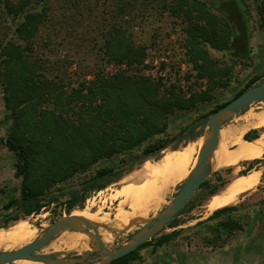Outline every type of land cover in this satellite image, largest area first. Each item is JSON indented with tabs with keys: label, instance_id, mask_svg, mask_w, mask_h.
I'll list each match as a JSON object with an SVG mask.
<instances>
[{
	"label": "rangeland",
	"instance_id": "374dc122",
	"mask_svg": "<svg viewBox=\"0 0 264 264\" xmlns=\"http://www.w3.org/2000/svg\"><path fill=\"white\" fill-rule=\"evenodd\" d=\"M201 1L206 3L216 16L221 17L225 14L232 24L227 49H216L207 42H202L201 45L220 71V75L216 79L217 83L211 92L210 101L198 103L193 110L171 115L167 133L145 143L149 144L160 138L171 141L165 151L153 158L162 157L166 152L174 150V147L183 148L188 142L196 140L192 139L193 135L199 136L197 139L204 137L209 132V120L218 105L232 101L238 93L250 85L254 78L258 81L252 87L264 82V21L260 18L258 8L264 0H227L221 7L224 14L218 8L219 2ZM31 2L30 11L41 12L44 8L49 9L50 20L42 26L36 39L37 56L46 62L45 71L49 76L66 71L65 76L69 77V82L75 86L78 80L86 77L91 80L93 78L91 74L101 69L109 74L123 70L133 73L134 70H128L126 64L108 63L104 55V43L111 24L115 25L119 22L132 41L146 46L147 58L142 73L147 77L154 81H162L167 88L173 85L185 89L194 88L197 91L209 88L208 79L197 82V72L186 55L188 21L175 17L163 4L149 0L132 1L134 12L118 20L115 14L123 5L121 0H31ZM1 12L2 10L0 14ZM1 22L0 42L5 44L15 41L17 20L12 15H8L4 16ZM263 115L264 101H261L231 117L223 127L225 133L224 136L221 135V145L235 151L237 147H229L231 139L235 136L244 139L245 135L255 130L250 124L259 121ZM9 116L10 112L6 108L4 93L0 87V224L7 227L15 222L6 217L14 215L16 211L14 208L7 211L4 206L15 197L21 183V179L16 177V157L4 144L13 125ZM202 116H208L207 123L201 122ZM257 130L260 137L264 128ZM180 136L189 138H184L179 143L172 141ZM249 136L252 138L255 135L250 133ZM141 154L138 152L134 156L104 160L91 171L53 187L47 195L52 197L63 194L94 176L97 169L124 167L126 162ZM153 158L149 160L155 161ZM195 162L196 156L191 169ZM244 162L251 161H243L237 168L231 167V173L226 171L228 168L214 170L215 172H212L207 179L205 187L199 189L173 219L178 224L173 227L168 225L151 239L152 245L142 249L139 259L133 264H264V164L258 165L256 169L262 174L258 187L242 195L234 205L238 206L239 210L231 214V218L236 220L240 227L228 231L210 228L216 226L220 220H228L227 216L201 225V222H205L215 212L206 208L213 195L222 190L235 174L246 172L247 166H243ZM142 164L134 165L129 172L124 173L117 182L110 184L106 189L89 194L83 203V208H89L92 213H99V217L109 214L110 218H114L120 202L119 199H115V195L123 186L122 180ZM183 184L184 182L181 181L168 190L161 208L150 212L145 219L155 218L157 215H152L160 213L181 190ZM65 201L66 197H61L59 202L25 219L31 218V223L34 222L35 225H51L70 217V213L83 209L78 207L69 213ZM126 210H129L128 207ZM141 226L140 224L132 230L115 232L116 237L107 245L108 249L116 250L128 242ZM173 233L177 235L171 242L162 247L156 246V240L161 236ZM46 248L38 254L47 253ZM2 251L6 250L0 249V252ZM49 252L58 254L53 250ZM59 252L62 254L61 258L69 260L93 253L97 257L101 256L98 251L74 252L64 248V251ZM85 261V264H94L99 260L93 258Z\"/></svg>",
	"mask_w": 264,
	"mask_h": 264
},
{
	"label": "trees",
	"instance_id": "16d2710c",
	"mask_svg": "<svg viewBox=\"0 0 264 264\" xmlns=\"http://www.w3.org/2000/svg\"><path fill=\"white\" fill-rule=\"evenodd\" d=\"M121 1L123 5L115 14L118 20L128 13L132 14V1L138 0ZM149 1L163 4L175 17L188 21L186 55L197 72V82L209 80L210 85L206 90L197 91L175 85L167 88L162 81L147 77L142 73L147 58L146 46L132 41L119 22L111 24L104 43V55L108 63L126 64L128 70H134L133 73L123 70L109 74L101 69L91 74V80L86 77L78 80L75 86L65 76L66 71L49 76L45 71L46 62L36 53V39L42 26L50 20L49 9L30 11L31 0H0V25L4 16L12 15L17 20L16 40L5 44L0 42V87L13 122L4 144L16 157V177L21 179L15 197L4 206L7 211L14 208L16 213L6 219L16 222L30 217L59 202L61 197H66L65 206L69 213L78 207L82 209L89 194L106 189L137 163L142 164L168 148L171 141L164 138L145 143L167 133L171 115L193 110L198 103L211 100L220 71L201 45L207 42L216 49L228 48L232 24L221 10L227 0H210L220 3L218 8L224 14L221 17L213 14L201 0ZM258 8L264 21V3L259 4ZM257 81L254 78L234 99ZM228 103L218 105L213 113ZM200 120L207 123L208 116H202ZM250 133L255 136L251 138ZM250 133L244 136L246 141L259 138L258 130ZM198 137L193 135L192 139ZM173 149L178 150L177 147ZM138 152L142 154L130 162L122 161L126 164L124 167L97 169L94 176L76 188L58 196L47 195L53 187L91 171L104 160L134 156ZM160 158L157 156L153 159ZM260 164H264V156L244 162L247 170L241 174L247 175ZM226 171L231 173L232 169ZM205 185L206 182L201 188ZM238 210V206L216 210L201 225L227 216L228 220H220L210 228L225 231L238 228L237 221L231 218V214ZM177 224L173 220L169 225L173 227ZM5 227L0 224V229ZM176 235L161 236L156 240V246L168 244ZM151 243L150 240L111 264H133L139 259L140 251Z\"/></svg>",
	"mask_w": 264,
	"mask_h": 264
},
{
	"label": "bare ground",
	"instance_id": "6f19581e",
	"mask_svg": "<svg viewBox=\"0 0 264 264\" xmlns=\"http://www.w3.org/2000/svg\"><path fill=\"white\" fill-rule=\"evenodd\" d=\"M250 125L252 128H264V115L259 121ZM224 133L225 131L222 130L221 135L224 136ZM221 135L218 146L208 161V172L212 173L223 168H237L243 161L263 158L264 131L258 139L252 141L235 136L229 143V147H237L235 151L221 145ZM204 142L205 137L190 141L181 149L166 152L159 160L143 162L140 168L124 177L123 186L115 195V199H119L120 202L114 218H110L109 214L99 217V213H92L89 208L74 211L70 213V217L79 218L86 223H93L101 240L105 245H109L116 237L115 232L132 230L137 225L145 224L150 218L146 220V215L158 211L164 204L168 190L179 182H185L190 178ZM195 156L196 162L191 169ZM261 175L259 170H253L247 175L235 174L234 178L222 190L213 195L206 208L213 212L236 205L242 195L244 196L258 187ZM126 207L129 210H126ZM158 213L152 216L158 215ZM31 220V218L21 219L12 226L0 229V249H4L6 252L15 251L41 238L49 225H35L34 222L31 223ZM87 226L84 225V227ZM92 232L94 233V231ZM63 247L67 251L94 252L97 248V241L89 235L66 229L52 238L45 249L47 252L45 255L60 257L62 254L59 251H64ZM50 250L57 251L58 254H51ZM34 263L37 262L32 260L16 262V264Z\"/></svg>",
	"mask_w": 264,
	"mask_h": 264
},
{
	"label": "water",
	"instance_id": "95a60500",
	"mask_svg": "<svg viewBox=\"0 0 264 264\" xmlns=\"http://www.w3.org/2000/svg\"><path fill=\"white\" fill-rule=\"evenodd\" d=\"M261 101H264V82L249 88L210 117L209 132L204 136L205 142L200 150L197 164L190 178L184 182L181 190L155 218L147 220L145 224L132 235L128 242L116 250L108 249L107 245L101 240L93 223H86L79 218L68 217L49 225L41 238L34 240L23 248L10 252H0V264H12L19 260H32L41 264L84 263L85 260L89 258V255L69 260L55 257V255L38 254L47 247L54 236L66 229H72L77 233L89 235L97 241V248L95 251L100 252L101 256L98 257L99 261L94 264H111L134 252L163 231L192 199L193 195L201 188L203 183L207 181L211 175V173L207 171V164L212 153L218 146L219 138L226 122L234 115L240 114L253 104ZM184 138L189 137L180 136L175 142L184 140ZM84 225L88 226L84 227ZM91 230L94 231V233L91 232Z\"/></svg>",
	"mask_w": 264,
	"mask_h": 264
},
{
	"label": "flooded vegetation",
	"instance_id": "af4514ba",
	"mask_svg": "<svg viewBox=\"0 0 264 264\" xmlns=\"http://www.w3.org/2000/svg\"><path fill=\"white\" fill-rule=\"evenodd\" d=\"M101 255V254H100ZM80 257H83V256H78V258H80ZM98 257H100V256H98ZM97 256H96V254H90L89 255V258L88 259H86V260H91V259H93V258H98ZM86 263V261L84 262V263H81V264H85Z\"/></svg>",
	"mask_w": 264,
	"mask_h": 264
},
{
	"label": "crops",
	"instance_id": "0c3cea01",
	"mask_svg": "<svg viewBox=\"0 0 264 264\" xmlns=\"http://www.w3.org/2000/svg\"><path fill=\"white\" fill-rule=\"evenodd\" d=\"M252 129H255V130H257V128H252Z\"/></svg>",
	"mask_w": 264,
	"mask_h": 264
}]
</instances>
